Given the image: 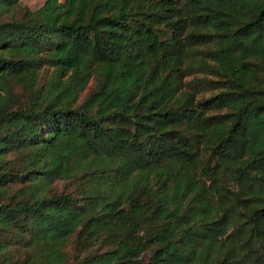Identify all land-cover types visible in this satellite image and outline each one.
Returning <instances> with one entry per match:
<instances>
[{
	"label": "trees",
	"instance_id": "trees-1",
	"mask_svg": "<svg viewBox=\"0 0 264 264\" xmlns=\"http://www.w3.org/2000/svg\"><path fill=\"white\" fill-rule=\"evenodd\" d=\"M19 12L0 20V264H264V0Z\"/></svg>",
	"mask_w": 264,
	"mask_h": 264
},
{
	"label": "rangeland",
	"instance_id": "rangeland-1",
	"mask_svg": "<svg viewBox=\"0 0 264 264\" xmlns=\"http://www.w3.org/2000/svg\"><path fill=\"white\" fill-rule=\"evenodd\" d=\"M46 1L47 0H19V3H18L19 6L18 7H14L13 10H11L10 12H7V13H1L0 12V20L12 19L13 17L19 15V13H20L19 10L24 9V8H27L30 11H36L39 8H41ZM196 76L201 77V78L204 77L203 74H198ZM192 77H189L186 80H189ZM209 78H212V77L209 76ZM88 87L89 88L87 90H90L94 87V84H90V86H88ZM87 90L85 91V93L87 92ZM56 189L58 192L61 190H64L63 184H60V183L56 184ZM71 190H72V187H70V191Z\"/></svg>",
	"mask_w": 264,
	"mask_h": 264
}]
</instances>
